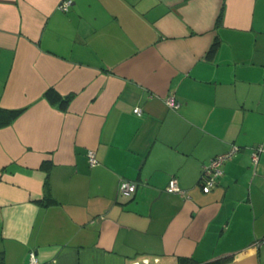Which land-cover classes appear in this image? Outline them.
<instances>
[{
	"label": "crops",
	"instance_id": "obj_1",
	"mask_svg": "<svg viewBox=\"0 0 264 264\" xmlns=\"http://www.w3.org/2000/svg\"><path fill=\"white\" fill-rule=\"evenodd\" d=\"M60 1L0 0V264H264V0Z\"/></svg>",
	"mask_w": 264,
	"mask_h": 264
},
{
	"label": "built area",
	"instance_id": "obj_2",
	"mask_svg": "<svg viewBox=\"0 0 264 264\" xmlns=\"http://www.w3.org/2000/svg\"><path fill=\"white\" fill-rule=\"evenodd\" d=\"M73 0H61L57 4V8L61 11H66L69 9ZM165 103L171 108H177L178 102L174 99L173 95H168L164 98ZM133 112L140 115L141 109L138 106L133 108ZM238 149V146H232L231 149L227 152L217 154L213 156L207 163L201 166V172L199 177V185L203 192H209L217 183L218 178L222 174L221 166L227 160L228 157L232 155ZM264 153V143H260L252 148L251 150V161L255 165L258 162L260 154ZM87 160L88 163L92 166L95 165L98 160L96 158L95 152L93 149L87 150ZM137 183L132 180L121 179L119 181L118 189L124 194L132 193L136 190ZM166 190L168 192H179L186 196V191L182 190L174 177L170 178ZM264 243V237L256 241L257 245ZM29 264H39L37 255L34 250L29 251L28 254Z\"/></svg>",
	"mask_w": 264,
	"mask_h": 264
},
{
	"label": "trees",
	"instance_id": "obj_3",
	"mask_svg": "<svg viewBox=\"0 0 264 264\" xmlns=\"http://www.w3.org/2000/svg\"><path fill=\"white\" fill-rule=\"evenodd\" d=\"M219 44V39L217 36H215L213 38V40L211 41L208 50L206 52V57H212L214 52L216 51L217 47ZM48 96H52L51 91L47 90V92L45 93ZM71 98V95H67V96H59V95H55V99H58V105L61 108H65L67 103L69 102ZM21 110H9V109H3L0 108V126L1 125H5L10 123L19 113ZM231 258V256H227V258L221 259L219 261V264H223L225 261H228Z\"/></svg>",
	"mask_w": 264,
	"mask_h": 264
}]
</instances>
